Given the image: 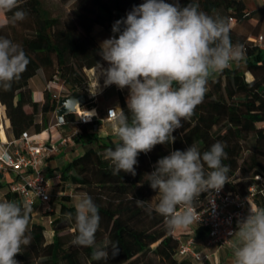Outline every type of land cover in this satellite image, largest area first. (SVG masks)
<instances>
[{"label": "trees", "instance_id": "16d2710c", "mask_svg": "<svg viewBox=\"0 0 264 264\" xmlns=\"http://www.w3.org/2000/svg\"><path fill=\"white\" fill-rule=\"evenodd\" d=\"M63 3L69 0H60ZM145 0H78L72 9L71 18L62 21L52 17L43 8L41 0H26L22 5L27 18L17 26L0 29V36L7 37L22 46L30 63L18 81L8 91L0 89V104L11 124L13 138L28 131L39 134L49 129V117L57 109V100L44 91V103L35 102L29 80L42 70L46 82L57 77L58 81L72 87L68 94L78 93L88 82L87 71L104 61L99 55L100 43L93 35L95 26H101L112 37V26L117 20L126 19L133 7ZM174 3L175 0H166ZM191 0H179L181 6ZM199 10L213 18H224L230 27L233 44L243 46L245 56L221 73L212 76L202 102L195 108L190 119L182 121L173 144L156 145L148 153H140L135 166L136 175L121 172L113 175L110 162L104 159L106 148L114 147L115 134L101 136L100 121L78 124L79 132L73 140L84 148L82 154L73 156L60 171L62 184L69 182L92 197L99 208L100 225L93 248L71 244L75 236V207L68 195L60 197L59 217L52 221L55 210L47 205L34 206L29 222V246L23 247L15 259L19 264H193L191 259L178 256V237L169 231L164 218L146 208L158 202L146 174L154 171L156 162L174 150H186L195 145L201 153L209 150L217 141L225 145L227 159L222 163L229 167L225 191L246 195L252 185H258L259 193L254 198L258 208H264V184L256 177H264V49L254 45L250 38L257 36L262 27L263 7L250 11L244 0H194ZM262 12L255 22V15ZM9 15H11L9 13ZM232 20V21H231ZM123 27V26H122ZM118 35V34H116ZM251 76L248 79L247 76ZM47 85V84H46ZM88 103V101H87ZM30 110H26V107ZM120 108L127 113V104L120 95ZM66 124L75 122L74 115L65 117ZM61 153V152H60ZM53 170V172H55ZM207 170V169H206ZM57 172V171H56ZM242 178V180H241ZM243 179H248L244 182ZM8 191L4 199L24 202L5 184ZM3 187L0 183V189ZM263 191V193H261ZM208 192L201 193L195 201L197 210L203 208ZM135 200L145 201V207ZM40 212L53 225L51 240L47 239V226L35 220ZM71 213L73 232L62 234L56 226L60 217ZM207 229L195 224L192 235L203 241ZM118 243L119 253L107 261L92 259L95 249Z\"/></svg>", "mask_w": 264, "mask_h": 264}, {"label": "clouds", "instance_id": "9594fccd", "mask_svg": "<svg viewBox=\"0 0 264 264\" xmlns=\"http://www.w3.org/2000/svg\"><path fill=\"white\" fill-rule=\"evenodd\" d=\"M25 2L0 0V29L17 26L27 18L22 7ZM112 32L114 35L100 44L99 55L108 66L96 63L97 89L92 95L101 91V76L104 87L128 89L127 113L119 105L109 109L116 140L103 156L110 162L113 175L124 172L135 176L138 155L156 145L173 144V133L202 102L209 79L242 60L245 51L242 45L232 43L228 22L199 10L194 0L185 6L179 0H145L133 7L126 19L117 20ZM29 63L20 44L0 36V89L10 90ZM85 113L88 119L96 114L94 110ZM224 149L225 145L217 141L203 153L191 145L160 158L154 171L146 174L150 187L157 192L154 197H158L146 211L162 216L169 231L198 224L201 215L195 201L201 193L218 192L228 183L229 167L222 163L227 159ZM135 202L145 207V201ZM74 207L71 244L93 248L100 225L99 208L86 193L76 197ZM31 213L26 202L0 199V264H19L15 257L31 243ZM68 216L71 219V213ZM230 235L234 237L228 240L233 264H264V208L250 207ZM109 248L113 257L118 255L119 245L113 242L95 249L92 259L107 261Z\"/></svg>", "mask_w": 264, "mask_h": 264}, {"label": "built area", "instance_id": "2783aa9c", "mask_svg": "<svg viewBox=\"0 0 264 264\" xmlns=\"http://www.w3.org/2000/svg\"><path fill=\"white\" fill-rule=\"evenodd\" d=\"M260 1L264 8V0ZM250 41L264 49V17L260 33L251 37ZM46 90L53 99L57 100V109L60 100L68 95L66 86L61 84L57 77L47 83ZM113 108L115 107L109 109ZM109 109L104 118L95 114L88 119V116L85 113L82 114L80 108L77 107L78 124H87L93 120H98L102 124L113 123V117L108 116ZM59 126L62 125L57 122L56 125L39 134L25 131L19 138H12L2 144L0 179L5 180L10 190L31 207L41 205L50 207L55 199L67 195L66 190L61 188V174L58 171L45 170L47 161L60 154L61 146L69 142V139L64 138L57 130ZM256 180L264 184V177L258 176ZM258 193L257 184L252 185L246 195L228 192L224 188L218 192L211 191L204 201L203 208L197 210L201 215L198 225L207 229L206 238L200 241L193 236L178 237V256L202 263L206 257L198 252L200 246L206 245L218 249L231 248L228 240L234 237L230 234L237 230L238 220L248 215L249 208L255 203L254 198Z\"/></svg>", "mask_w": 264, "mask_h": 264}, {"label": "rangeland", "instance_id": "374dc122", "mask_svg": "<svg viewBox=\"0 0 264 264\" xmlns=\"http://www.w3.org/2000/svg\"><path fill=\"white\" fill-rule=\"evenodd\" d=\"M77 1L78 0H69L66 3H63L60 0H41L43 8L50 14V16L60 18L62 21H65L71 18L73 6ZM244 1L250 11H256L258 8L262 7V3L260 2V0H244ZM261 10L263 12L264 9H261ZM262 12L255 15V22L253 23H257V21L262 15ZM94 28L95 29H93L94 31L93 35L95 36V38L100 44L103 40L110 38V36L104 31V29L101 26H95ZM98 29H103V32H99ZM86 74L88 76V82L84 87H82L79 93H83L87 97V101L89 102V96L91 94L90 90H95V88L90 83V78L92 76L88 75V73ZM247 77L248 79H251V76L248 75ZM101 82L102 81H100V83ZM32 85H33L34 90H38V89L42 90L44 86L42 72L38 73L37 76L33 79ZM102 88L103 86H100V89ZM96 89H97V86H96ZM120 95L122 96L124 95L125 97L124 96L123 97L126 99L128 96V89L125 88L121 90L117 86L113 85V86L106 88V90L102 93V99L105 101V103L114 104L116 103ZM86 106H88V103L84 107L80 108L81 111L86 110ZM99 116L104 117V110L100 111ZM4 117L7 118L5 113L0 112V123L2 124V126H3V122L5 121ZM74 117H75L74 123L64 124L62 126L57 127L61 135L64 138L69 139V142L65 144V146H61L60 148L61 153L58 155H55L54 158L51 159L48 162V164H46V167H45L46 171L53 170V169L59 170L62 167L66 166L73 157L72 153L77 152V150L81 148L73 140V137L79 132V129H80V126H78V115L74 114ZM49 124H50V127L57 124V118H56L55 112L50 115ZM99 127H100V131H99L100 135L107 136V135L114 134V131L112 129V124L110 123H103V124L101 123ZM58 172L60 173V171ZM243 181L247 182L248 179H243ZM0 183H2L3 185V187L0 189V199H4V195L8 191V188L5 185V180L0 179ZM61 188L66 190L67 195L71 199V203H70L71 205H75L76 197L82 194H85L83 192L76 191V188L73 185H71L69 182L62 184ZM60 202H61L60 199H55V201L52 202V208L55 210V215L50 218L52 221H54V219L59 217ZM50 219L45 218V216L40 212V208L37 209L35 213V220L37 222H42L43 224L47 226L46 235H47L48 240H51V235H52V230H53V225L52 226L50 225ZM56 226L63 230L62 234H68V233L73 232V230L70 228L71 221L68 217H60V220L56 224ZM194 229H195V223H193L186 229L176 230V233H177L176 235H179V236L192 235V232L194 231Z\"/></svg>", "mask_w": 264, "mask_h": 264}, {"label": "crops", "instance_id": "0c3cea01", "mask_svg": "<svg viewBox=\"0 0 264 264\" xmlns=\"http://www.w3.org/2000/svg\"><path fill=\"white\" fill-rule=\"evenodd\" d=\"M98 30H99V32H103V29H98ZM102 65L104 67L108 66L106 62H103ZM40 72H42V78H43V81H44V86H43L42 90H40V89L34 90L33 89L32 81L37 75L29 80V86H30V88L32 90V98H33V100L35 102L44 103V101H45L44 91H45L47 82H46V79H45L44 71L40 70L38 73H40ZM87 73H88V75L92 76L90 78V83L95 88V90H90L91 94L89 96V102H88V106H86V110L95 109L96 112H97L96 113L97 115H99L101 110H104V117H105L107 109H109L111 107H116L117 105H119V107H120V96L117 99L116 103H114V104L105 103V101L102 99V93L106 90V88H108L110 86L104 87V78L102 76L99 79V84H100V86H103V88L96 95H92V93H94L96 91V86H97L95 68L87 71ZM100 81H102V82L100 83ZM111 86H113V85H111ZM68 95H66V96H68ZM125 101H126V99H125ZM0 106H1V108H0L1 109V113H5L4 107L1 104H0ZM26 110L29 111L30 107L27 106ZM104 117H102V118H104ZM110 124H112V123H110ZM3 127H4V131H5V135H6V140H3L2 137L0 136V151L3 150V145L2 144L5 143L6 141L11 140L13 138L12 137V133H11V124H10V121L7 118H5V121L3 122ZM101 136H104V135H101ZM83 152H84V148L81 147V148H79L77 150V152L72 153V156H76L77 154L78 155L82 154ZM67 157H68V155H67ZM53 158L54 157H52L51 159H53ZM51 159H49L46 164H48V162ZM53 170H49V171L53 172ZM55 171H58V170H55ZM251 207H258V206L254 203ZM198 252L202 256H205L206 259L202 263H198L196 261L191 260L193 264H233L234 256H233L232 248H219L218 249V248L207 247L206 245H202V246H200L198 248Z\"/></svg>", "mask_w": 264, "mask_h": 264}, {"label": "water", "instance_id": "95a60500", "mask_svg": "<svg viewBox=\"0 0 264 264\" xmlns=\"http://www.w3.org/2000/svg\"><path fill=\"white\" fill-rule=\"evenodd\" d=\"M69 91L72 87H67ZM87 104V97L83 93H73L63 97L56 110L57 122L60 125L66 124L65 117L68 115H74L77 113V107L82 108Z\"/></svg>", "mask_w": 264, "mask_h": 264}, {"label": "bare ground", "instance_id": "6f19581e", "mask_svg": "<svg viewBox=\"0 0 264 264\" xmlns=\"http://www.w3.org/2000/svg\"><path fill=\"white\" fill-rule=\"evenodd\" d=\"M95 111V113H96V110L95 109H90V110H84V111H81V109H80V112H82V114H84L85 113V111L86 112H91V111ZM1 112V111H0ZM87 116H88V114L87 113H85ZM95 116V115H94ZM5 118V117H4ZM0 136L2 137V139L3 140H6V135H5V131H4V127L2 126V124L0 123Z\"/></svg>", "mask_w": 264, "mask_h": 264}]
</instances>
